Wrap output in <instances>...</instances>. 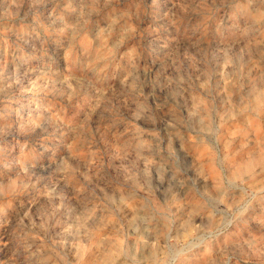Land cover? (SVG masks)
<instances>
[{
  "label": "rangeland",
  "instance_id": "374dc122",
  "mask_svg": "<svg viewBox=\"0 0 264 264\" xmlns=\"http://www.w3.org/2000/svg\"><path fill=\"white\" fill-rule=\"evenodd\" d=\"M0 264H264V0H0Z\"/></svg>",
  "mask_w": 264,
  "mask_h": 264
}]
</instances>
